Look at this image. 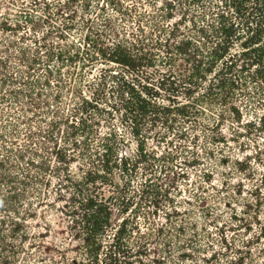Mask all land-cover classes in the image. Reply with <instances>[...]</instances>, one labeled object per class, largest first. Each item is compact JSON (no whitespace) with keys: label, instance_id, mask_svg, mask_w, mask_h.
<instances>
[{"label":"trees","instance_id":"trees-1","mask_svg":"<svg viewBox=\"0 0 264 264\" xmlns=\"http://www.w3.org/2000/svg\"><path fill=\"white\" fill-rule=\"evenodd\" d=\"M256 133L264 0H0V264H240L196 206Z\"/></svg>","mask_w":264,"mask_h":264},{"label":"rangeland","instance_id":"rangeland-1","mask_svg":"<svg viewBox=\"0 0 264 264\" xmlns=\"http://www.w3.org/2000/svg\"><path fill=\"white\" fill-rule=\"evenodd\" d=\"M227 154L228 164L223 165L221 160L216 163L214 187L206 194L207 202L196 206L197 222L200 226L213 222L227 226V250L220 243L219 235L214 237L215 249L227 254L228 258L223 259L240 264H264V134L256 133L231 142ZM37 224L44 225L41 220L31 223ZM46 240L55 242L54 237ZM153 251L158 256V249ZM48 257L45 255V259ZM199 264H211V261L201 260Z\"/></svg>","mask_w":264,"mask_h":264}]
</instances>
